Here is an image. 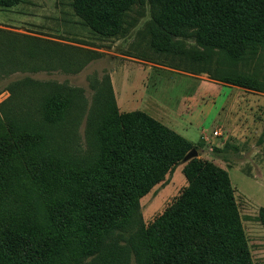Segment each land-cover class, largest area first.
<instances>
[{
  "label": "trees",
  "instance_id": "16d2710c",
  "mask_svg": "<svg viewBox=\"0 0 264 264\" xmlns=\"http://www.w3.org/2000/svg\"><path fill=\"white\" fill-rule=\"evenodd\" d=\"M147 1L150 46L169 53L170 37H188L194 25L189 37L220 52L214 70L206 60L202 71L214 80L250 89L260 84L264 90V0H72V8L96 33L114 37L126 31L128 12ZM82 51L0 29V57L19 61L23 72L54 69V57L79 72L91 61L83 60ZM103 81L98 87L93 82L87 113L82 89L29 76L15 81L2 103L0 128L7 122L10 129L0 136V194H15L27 172L43 203L32 232L17 219L0 221V264H79L82 257L129 264L131 251L137 264H253L230 177L209 162L190 160L183 194L148 228L137 225L139 199L192 147L145 112L119 113L110 78ZM85 116L89 153L77 162L65 144L78 138L70 124ZM13 136L21 142L16 148L8 143ZM261 219L264 226V209ZM118 230L134 233L129 246L113 240Z\"/></svg>",
  "mask_w": 264,
  "mask_h": 264
},
{
  "label": "rangeland",
  "instance_id": "374dc122",
  "mask_svg": "<svg viewBox=\"0 0 264 264\" xmlns=\"http://www.w3.org/2000/svg\"><path fill=\"white\" fill-rule=\"evenodd\" d=\"M128 15L124 33L104 37L76 15L72 0H22L12 6L0 5V29L76 46L83 50V60H91L76 73L72 72L76 65L70 67L63 61L58 63L55 57L49 62L52 66L62 65L71 72L55 67L36 72L28 68L23 72L18 67L21 65L19 61L3 55L0 57V110L2 103L11 96L15 81L29 76L82 89L87 101V113L94 94L93 82L98 87L104 82V76H108L114 86L112 89L121 114L145 112L173 130L172 122L175 121L186 126L177 116L188 112L189 118L198 120L195 122L199 123L198 128L191 127L188 133L181 129L177 131L186 140L193 141L188 140L192 148L180 163L173 165L164 178L139 199L140 216L135 221L137 225L141 222L142 228H148L188 187L185 176L188 162L194 158L209 162L228 173L251 259L253 264H264V226L261 219V210L264 209V90H259L262 85L258 84L259 88L255 89L243 88L214 80L202 71L206 60L210 61V67L214 70L220 52L212 46H199L194 37H189L190 33L196 31L194 25L188 27V37H170L171 42L169 39L167 43L171 50L166 47L170 52L162 53L148 42V28L152 20L149 2L142 5L137 3ZM182 33L185 31L182 30ZM161 43L158 42L159 46ZM26 61L31 67L37 65L28 58ZM260 80L264 81L261 75ZM198 86H202L199 97L195 95ZM193 95L195 97L191 98ZM183 97L190 99L184 104ZM156 99L158 104L155 103ZM86 119V116L82 118L78 125L70 124L71 131H76L78 138L67 141L70 146L65 144L67 154H75L77 162L84 153H89L85 136ZM168 122L170 125L166 124ZM2 124L0 136L10 129L7 122ZM201 127L205 130L202 140ZM215 132L219 135H215ZM18 142L17 137L13 136L8 143L16 148ZM226 144L231 146L227 152L217 151ZM191 150H196L198 155L186 159ZM29 175L27 172L24 174V183L15 194H0V221L17 219L20 225H28L32 232L43 201ZM133 230L135 233L136 227L131 228ZM131 231L123 233L118 230L112 234V238L122 246H129L130 235L134 234ZM129 255V264H137L135 254L131 251ZM41 257L47 258V255L43 253ZM19 260L27 261L24 256H19ZM91 260L92 257H82L79 264H100L90 263Z\"/></svg>",
  "mask_w": 264,
  "mask_h": 264
},
{
  "label": "crops",
  "instance_id": "0c3cea01",
  "mask_svg": "<svg viewBox=\"0 0 264 264\" xmlns=\"http://www.w3.org/2000/svg\"><path fill=\"white\" fill-rule=\"evenodd\" d=\"M194 81V80H193ZM112 83H113V81H112ZM113 86V85H112ZM113 89H114V86H113ZM199 92H202V86H198L197 87V92H196V94L195 95H197V97H199V94H201V93H199ZM195 95H193L191 98H194L195 97ZM148 97V96H147ZM148 99V98H147ZM190 98H188V97H183V102H184V104L186 103V101H188ZM153 101H155V100H153ZM156 101L157 102H155V103H157L158 104V100L156 99ZM157 104H155V105H157ZM186 108V107H185ZM186 110H188L187 108H186ZM181 111H182V109H181ZM156 112V111H155ZM180 112V111H179ZM157 114V113H156ZM180 114V113H179ZM188 115H189V113L187 112V114L186 115H182L181 116V114H180V116H177V119H180V120H182L184 123H186V126L183 124V123H181V122H172V127H173V130L174 131H176L178 134H180L181 135V133L179 132V131H177V129H181L182 131H184V132H189V128H191V127H194V126H197V128H198V124L199 123H195V122H198V120H193V119H191V118H189L188 117ZM152 116H155V115H152ZM154 118H156V119H158L157 117H154ZM160 118H162L161 116H160ZM160 118L158 119V120H160ZM163 119V118H162ZM166 124H168V125H170L169 124V122L168 123H166ZM187 124H189L190 126H187ZM204 134H205V130L203 129V127H201V140L203 139V137H204ZM182 136H184V135H182ZM185 137V136H184ZM186 138V137H185ZM187 139V138H186ZM189 140V139H188ZM189 141H191V142H193L192 140H189ZM195 143V142H194Z\"/></svg>",
  "mask_w": 264,
  "mask_h": 264
},
{
  "label": "water",
  "instance_id": "95a60500",
  "mask_svg": "<svg viewBox=\"0 0 264 264\" xmlns=\"http://www.w3.org/2000/svg\"><path fill=\"white\" fill-rule=\"evenodd\" d=\"M198 155L196 150H191V152L187 155L186 159H190L196 157Z\"/></svg>",
  "mask_w": 264,
  "mask_h": 264
},
{
  "label": "built area",
  "instance_id": "2783aa9c",
  "mask_svg": "<svg viewBox=\"0 0 264 264\" xmlns=\"http://www.w3.org/2000/svg\"><path fill=\"white\" fill-rule=\"evenodd\" d=\"M215 135H219V133L218 132H215Z\"/></svg>",
  "mask_w": 264,
  "mask_h": 264
}]
</instances>
